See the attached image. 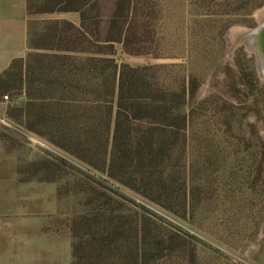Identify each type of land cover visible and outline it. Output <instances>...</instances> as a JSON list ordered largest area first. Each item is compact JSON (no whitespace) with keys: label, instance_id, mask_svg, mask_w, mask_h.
<instances>
[{"label":"rangeland","instance_id":"rangeland-1","mask_svg":"<svg viewBox=\"0 0 264 264\" xmlns=\"http://www.w3.org/2000/svg\"><path fill=\"white\" fill-rule=\"evenodd\" d=\"M128 1L97 0L82 25L78 13L38 14L43 1L32 0L29 55L74 48L83 52L81 60L97 55L132 68L165 67L168 85L194 77L198 90L185 154L166 170L176 177L173 201L155 202L113 183L29 132L22 114L26 95L8 94L9 101L0 100L13 123L3 134L7 155L0 156L10 175L4 190L11 194L0 204L3 227H24L64 257L74 242L72 222L107 209L117 228L86 229L76 241L105 249L99 264H264V76L257 55L233 42L234 31L259 28L264 0H131L141 11L129 21L138 31L134 41L142 43V55L133 57L109 34ZM42 162L60 165L61 172L30 170ZM16 173L24 187L13 184ZM53 177L56 183L45 181ZM76 177L104 187L109 206L86 207L83 189L73 186ZM112 231L118 232L112 242H99ZM92 234L100 235L97 241Z\"/></svg>","mask_w":264,"mask_h":264},{"label":"trees","instance_id":"trees-1","mask_svg":"<svg viewBox=\"0 0 264 264\" xmlns=\"http://www.w3.org/2000/svg\"><path fill=\"white\" fill-rule=\"evenodd\" d=\"M42 1L38 14L78 13L84 25L87 10L97 0ZM138 8L131 0L122 4L109 33L130 57L142 55L138 52L142 43L134 41L137 28L134 30L129 22L134 13L141 12ZM49 52L15 62L0 77V100L8 94H25L22 114L29 132L47 139L113 183L155 202H172L176 177L166 170L175 167L185 154L198 90L194 77L168 85L165 67L132 68L97 55L81 60L83 52L74 48L53 46ZM30 170L54 174L61 172V166L42 162ZM81 178L76 177L73 186L83 189L86 207L103 203L107 208L111 197L106 189L91 177ZM184 208L186 211V200ZM112 213L95 210L72 222L74 264H99L105 249L76 241L86 229L103 228L106 223L116 229ZM92 235L94 241L100 236ZM116 235L118 232L112 231L99 242L110 243Z\"/></svg>","mask_w":264,"mask_h":264},{"label":"crops","instance_id":"crops-1","mask_svg":"<svg viewBox=\"0 0 264 264\" xmlns=\"http://www.w3.org/2000/svg\"><path fill=\"white\" fill-rule=\"evenodd\" d=\"M31 7V0H0V77L5 75L15 62L25 61L32 51L31 25L34 17ZM68 18V15H64L62 20ZM7 113L8 108L0 103V156L7 155V143L3 134H6V130L13 124ZM3 168L0 163V204L11 197L10 192L4 190L9 184V171ZM12 180L15 186L24 187V183H19L17 173ZM54 190L56 198L57 189ZM14 195L15 192L12 196ZM13 202L17 201L13 199ZM32 236L33 234L27 235L24 227L10 230L4 228L3 220L0 219V264H74L72 245L70 251L62 257L56 246L39 244L31 239Z\"/></svg>","mask_w":264,"mask_h":264},{"label":"bare ground","instance_id":"bare-ground-1","mask_svg":"<svg viewBox=\"0 0 264 264\" xmlns=\"http://www.w3.org/2000/svg\"><path fill=\"white\" fill-rule=\"evenodd\" d=\"M259 18H262V27L259 33L256 30L252 32L242 30L234 31L233 42L237 45L240 41H244L248 50L258 56L260 71L264 73V11L259 14Z\"/></svg>","mask_w":264,"mask_h":264},{"label":"flooded vegetation","instance_id":"flooded-vegetation-1","mask_svg":"<svg viewBox=\"0 0 264 264\" xmlns=\"http://www.w3.org/2000/svg\"><path fill=\"white\" fill-rule=\"evenodd\" d=\"M259 22H260V25H262V24H261L262 21H259ZM246 31H247V30H246ZM252 31H254V30H252ZM252 31H251V32H252ZM243 39H244V38H243ZM239 44H244V45L247 47V45H246V43H244V41H240ZM260 72H261V71H260ZM261 75L264 76V73L261 72Z\"/></svg>","mask_w":264,"mask_h":264},{"label":"water","instance_id":"water-1","mask_svg":"<svg viewBox=\"0 0 264 264\" xmlns=\"http://www.w3.org/2000/svg\"><path fill=\"white\" fill-rule=\"evenodd\" d=\"M261 27H262V25H260L259 26V28L258 29H256V31H258V33L260 32V30H261ZM258 57V56H257ZM258 61H259V58H258Z\"/></svg>","mask_w":264,"mask_h":264},{"label":"built area","instance_id":"built-area-1","mask_svg":"<svg viewBox=\"0 0 264 264\" xmlns=\"http://www.w3.org/2000/svg\"><path fill=\"white\" fill-rule=\"evenodd\" d=\"M4 100H5V101H9V98H8V97H5Z\"/></svg>","mask_w":264,"mask_h":264}]
</instances>
